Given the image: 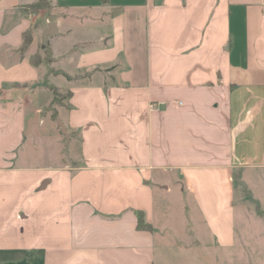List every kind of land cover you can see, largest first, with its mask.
<instances>
[{
	"label": "crops",
	"instance_id": "crops-1",
	"mask_svg": "<svg viewBox=\"0 0 264 264\" xmlns=\"http://www.w3.org/2000/svg\"><path fill=\"white\" fill-rule=\"evenodd\" d=\"M35 1L0 0V264H264V0Z\"/></svg>",
	"mask_w": 264,
	"mask_h": 264
},
{
	"label": "rangeland",
	"instance_id": "rangeland-1",
	"mask_svg": "<svg viewBox=\"0 0 264 264\" xmlns=\"http://www.w3.org/2000/svg\"><path fill=\"white\" fill-rule=\"evenodd\" d=\"M35 2H33V3H35ZM92 2H93V0H92ZM33 3H29V4L24 5L22 7L23 10L26 11L27 13L35 14L36 16H39L40 18L42 17L43 12H50V10H51V4H50L49 7H47V9H33V8H31ZM91 4H93V3H91ZM62 96H64V93L59 92L58 93V97H57L58 98L57 101H58V103L65 104L64 102H65V99H67V97L65 98V97H62ZM67 134H68V131H67ZM73 137L76 139L77 135H73ZM67 139H68V135H64L63 134V139L62 140H63V148L65 149V152L66 153L74 152L76 157H77V154L80 152V145H79L78 141L69 139V141H71V143L67 146V144H66L67 143ZM238 179H239V184H241L242 180L240 179V173L238 175ZM255 179H256L255 181H258L257 177ZM258 184H259L258 182H256L254 184V186L255 185L256 186L254 188L255 192H254V194L252 196L253 198H251L252 200L255 199V198H258L259 195H260V193L256 192ZM253 201H255V200H253Z\"/></svg>",
	"mask_w": 264,
	"mask_h": 264
},
{
	"label": "trees",
	"instance_id": "trees-1",
	"mask_svg": "<svg viewBox=\"0 0 264 264\" xmlns=\"http://www.w3.org/2000/svg\"><path fill=\"white\" fill-rule=\"evenodd\" d=\"M50 0H37L35 3L32 4L31 8L33 9H47L50 6ZM33 38V29L30 28L24 33V42L21 46V51H25L29 44L31 43ZM33 61L41 59L40 55L36 54L32 57ZM54 117L57 118V114H54ZM138 216V227L140 229H151V225L148 224L145 220L144 214L142 211H137Z\"/></svg>",
	"mask_w": 264,
	"mask_h": 264
},
{
	"label": "water",
	"instance_id": "water-1",
	"mask_svg": "<svg viewBox=\"0 0 264 264\" xmlns=\"http://www.w3.org/2000/svg\"><path fill=\"white\" fill-rule=\"evenodd\" d=\"M55 26V23L51 24V27H54ZM62 126L64 127V125L62 124ZM200 256H201V259L206 263V264H223L222 262L220 261H216L214 262L211 257L207 254H204L202 251H200Z\"/></svg>",
	"mask_w": 264,
	"mask_h": 264
}]
</instances>
